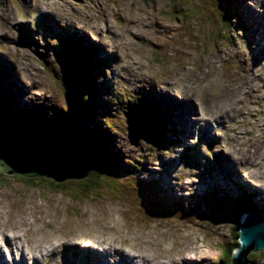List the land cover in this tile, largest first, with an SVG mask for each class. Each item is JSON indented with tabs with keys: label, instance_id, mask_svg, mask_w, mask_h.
<instances>
[{
	"label": "rangeland",
	"instance_id": "obj_1",
	"mask_svg": "<svg viewBox=\"0 0 264 264\" xmlns=\"http://www.w3.org/2000/svg\"><path fill=\"white\" fill-rule=\"evenodd\" d=\"M235 1L0 0V124L33 110L66 114L104 148L82 179L0 171V241L9 245L0 264H233L249 202L264 216V55L255 50H264V0ZM234 3L246 30L222 18ZM71 39L91 48L90 88L88 70L81 83L83 72L74 81L67 71ZM248 79L254 93L238 86ZM235 98L245 100L240 110ZM191 102L194 117L209 120L202 132L183 124ZM129 107L166 118L164 140L133 144ZM241 187L253 190L249 201ZM226 251L231 260L218 262ZM244 264H264V251Z\"/></svg>",
	"mask_w": 264,
	"mask_h": 264
},
{
	"label": "water",
	"instance_id": "obj_2",
	"mask_svg": "<svg viewBox=\"0 0 264 264\" xmlns=\"http://www.w3.org/2000/svg\"><path fill=\"white\" fill-rule=\"evenodd\" d=\"M71 53L67 63L68 72L74 81V73L83 72L84 75L77 80L81 83L87 73L86 62L78 50H71ZM76 66L80 67V72ZM44 115L45 112L43 121L21 120L0 124V171L31 177H50L56 181L86 176L94 160L92 154L73 139L67 126L54 124ZM125 115L128 117L127 128L133 144L159 133L157 125H154L155 130H148L153 124L149 125L145 120L147 116L143 110L129 109ZM239 221L237 231L240 236L237 239L240 244L233 251L234 264H244L246 255L264 250V216L247 212Z\"/></svg>",
	"mask_w": 264,
	"mask_h": 264
},
{
	"label": "trees",
	"instance_id": "obj_3",
	"mask_svg": "<svg viewBox=\"0 0 264 264\" xmlns=\"http://www.w3.org/2000/svg\"><path fill=\"white\" fill-rule=\"evenodd\" d=\"M235 14V12L232 10V12H230V14H228V15H225V14H223L222 15V18L224 19V20H226V22H228V24H230V21H231V18H232V16ZM72 44V45H71ZM70 47H75L77 50H82V48H84V46L83 45H81L79 42H77V41H74V40H72L71 39V43H70V45H69V48ZM91 53V55H92V59L91 60H94V58H93V54H92V52H90ZM92 66H93V68L92 69H97V67L99 68L100 67V71L101 72H103V68H102V65H99V63H97L96 61H94V62H92ZM91 72H92V70H91ZM92 78V73H91V75L89 76V78H88V81H89V84H90V86H88L87 85V87L88 88H90L92 85H91V83H90V79ZM97 90H99V89H96V91ZM123 101V100H122ZM24 111V110H23ZM22 111V112H23ZM16 112H21V111H18V110H16ZM32 113V116H33V118H36V119H44V117H42L40 114H39V111H34L33 110V112H31ZM32 116H30V114L29 113H22V115H20V114H16L14 117H13V119L14 120H20V119H30ZM44 116H47V115H44ZM76 118V119H75ZM74 118V120L75 121H70V120H68L69 119V117L66 115V114H57V117H56V122H58V123H64V124H66V126H68L69 128H71L72 130V132L74 133V134H76V137H77V139L79 140V141H83L84 142V144H85V146L91 151V153H92V155H93V157L95 158V156H100L101 154H102V150L101 149H103L104 150V148H103V143L101 142V141H99L98 140V137H97V135L96 134H92V133H87V131H86V129H84V127H83V121H82V119L81 118H79V117H75ZM160 118V117H159ZM12 119V120H13ZM84 122H85V120H84ZM109 123H111V122H109ZM166 127V118H160V128H161V131L156 135V140L158 141V143L160 142V141H162V140H164L163 139V137H162V132H163V130H164V128ZM101 132V131H100ZM102 133V132H101ZM87 145H90V147H88ZM159 148H164V146L163 145H161ZM168 153V152H167ZM108 154V153H107ZM108 163H111V162H108ZM137 166H139V165H137ZM115 168V166L112 164V166H111V169H114ZM104 168H102V171H107L106 169H104ZM113 175V174H112ZM112 175H106V174H104V173H100L99 172V170H97V174H96V176H98L99 178H102V181H103V179H105V178H108V179H110V178H112ZM107 176V177H106ZM90 179H93V178H90ZM37 184H34V186H36ZM58 186H61V185H59V184H57ZM53 186H55V185H53ZM88 188V187H87ZM166 196L167 195H164V198H165V201L167 202L169 199H167L166 198ZM241 198H243V199H246L247 201H248V199H250L249 198V196L247 195H245V194H242L241 195ZM244 203H246L247 204V202L245 201ZM251 203V204H250ZM249 203V206H248V208H247V211L246 212H248L249 210H255L256 208V206H254L253 205V203L252 202H250ZM241 204V203H240ZM242 206H245L244 204H241ZM263 209H264V206L262 207ZM243 213H244V211H243ZM238 225H239V222H238ZM239 227V226H238ZM235 229V234H236V236H235V238H237L238 237V233L239 232H237V227L236 228H234ZM238 243V242H237ZM237 243L235 244V245H237ZM264 250H260V252L262 253ZM229 252H231V251H226V252H223V254L222 255H220L219 256V261L218 262H220V261H225V260H231V253H229ZM248 259V258H247Z\"/></svg>",
	"mask_w": 264,
	"mask_h": 264
},
{
	"label": "bare ground",
	"instance_id": "obj_4",
	"mask_svg": "<svg viewBox=\"0 0 264 264\" xmlns=\"http://www.w3.org/2000/svg\"><path fill=\"white\" fill-rule=\"evenodd\" d=\"M258 41H261L262 43H264V36L263 37H259L258 38ZM89 48V50L87 49V51L86 50H78L83 56H84V58H87V55L89 54V52H90V50H91V48L90 47H88ZM99 52V51H98ZM70 53H71V50H70ZM73 66H75V65H73ZM68 68H69V64H68V66H67V71H68ZM76 68H77V71L78 72H80V67H78V66H76ZM69 73V72H68ZM70 75V74H69ZM137 78V77H136ZM85 80H86V78H85ZM84 80V81H85ZM129 82V81H128ZM184 98H185V96H184ZM193 101V100H192ZM178 102L179 101H177V102H175L174 100H173V103H167L168 105H170V107H171V109L173 110L174 109V107L175 106H177L178 108L179 107H181V104L179 105L178 104ZM177 104V105H176ZM182 107L184 108V106H183V103H182ZM197 107H198V105L195 103V102H191V104H189V105H187V109H188V114H187V112H186V110H185V112L183 113V115H186L185 116V120H184V122H183V124L184 123H186V125H187V129L188 130H190V132L191 133H193V132H202V130H203V127L204 126H207L208 124H209V120L207 121L206 119H201V118H199V117H194V115H195V112H196V110H197ZM150 109H154V108H150ZM17 110L18 111H22V109L20 110L19 108H17ZM25 110H30V109H25ZM175 112V111H174ZM192 112H194V114H192L191 116H189L190 115V113H192ZM56 114H54V116H53V118L51 119L50 118V120H52L53 121V123L54 124H62V125H64V126H66V124H64V123H58V122H56ZM173 116H175V115H173ZM55 117V118H54ZM177 119L179 118L178 116H175ZM153 119H156V118H153ZM147 120H150V119H146V121ZM157 121H158V118H157ZM148 122V121H147ZM214 122H219L218 120H216V121H214ZM188 124H189V126H188ZM154 125H156V124H154ZM150 127V126H149ZM180 130H182V131H184L183 130V128H182V126L180 127ZM98 134H100V133H98ZM150 137H152V136H150ZM134 138V137H133ZM200 140L202 141L203 139L202 138H200ZM204 141V140H203ZM218 141V140H217ZM88 147H90V145H87ZM232 161L233 162H237V164H240V160H238V159H234V158H232ZM234 163V164H235ZM239 166V165H238ZM247 170H250V169H248V168H246ZM244 171V170H243ZM240 174L242 173V169L240 168ZM245 173H242V175H246L247 176V171H244ZM249 175V174H248ZM243 177V176H242ZM80 179H82V178H80ZM79 179V180H80ZM253 185H258V183L257 184H255L253 181H250ZM250 183V184H251ZM241 189H242V191H244V193L243 194H245L246 196L248 195L249 196V198H251L253 195H254V193H253V190H249L250 192H248L245 188H243V187H241ZM252 189H256L254 186L252 187ZM248 201H249V199H248ZM252 203H253V205L254 206H257L258 204H255L253 201H251ZM250 203V202H249ZM251 204V203H250ZM246 212V211H245ZM251 212L252 213H254V210H251ZM239 225H240V221H239ZM239 228V227H238ZM240 236V234L238 235V237ZM237 237V238H238ZM2 239V238H1ZM0 239V240H1ZM6 239H11V240H15L14 238H11V237H7ZM95 240H97V238H95ZM98 241V240H97ZM238 244H240V242L238 241ZM3 245H6V246H9L8 245V242H4V243H1V241H0V248L3 246ZM96 245V244H95ZM19 246V245H18ZM96 246H99V245H96ZM204 246V245H203ZM105 247V246H104ZM108 248V247H107ZM208 248V247H207ZM103 249H106V248H103ZM210 249V248H209ZM93 251V250H92ZM104 251H106V250H104ZM202 252H203V250H202ZM95 253V252H94ZM110 253V252H109ZM96 254V253H95ZM233 255V254H232Z\"/></svg>",
	"mask_w": 264,
	"mask_h": 264
},
{
	"label": "clouds",
	"instance_id": "obj_5",
	"mask_svg": "<svg viewBox=\"0 0 264 264\" xmlns=\"http://www.w3.org/2000/svg\"><path fill=\"white\" fill-rule=\"evenodd\" d=\"M72 45V44H71ZM68 50H76V48L75 47H70ZM99 59V58H98ZM99 65H101L100 64V62H99ZM102 68H104V70H105V67L104 66H102ZM88 70V74L90 73V71H89V69H87ZM95 70H100V67L98 68L97 67V69H95ZM101 72V71H100ZM103 73V72H102ZM89 76H90V74H89ZM93 76V75H92ZM93 80V77L90 79V82ZM95 91H96V89H102V87H100V85L99 84H97L96 83V86H95ZM94 89H93V91H94ZM138 101V104L140 103V102H142V101H139V100H137ZM143 106V105H142ZM14 107H15V105H14ZM130 108V107H129ZM131 109V108H130ZM17 109H15V111H16ZM141 110H143V109H141ZM24 111H26V110H24ZM143 112L145 113V111L143 110ZM126 113V112H125ZM150 115V113L148 114V116ZM126 116V115H125ZM157 118H158V121H157ZM156 119H153V118H151L150 117V121H154V120H156L155 122H156V125L159 127V132L161 131V128H160V118L159 117H157ZM22 120H31V119H22ZM36 120H39V119H36ZM31 121H35V120H31ZM53 122V121H52ZM155 122H151L150 124H153L154 125V123ZM68 127V126H67ZM69 128V127H68ZM70 129V128H69ZM84 146V145H83ZM87 150H89L86 146H84ZM89 152L91 153V151L89 150ZM92 154V153H91ZM168 154V153H167ZM93 156V155H92ZM42 177V176H41ZM44 177V176H43ZM258 189H260L261 191H263L262 189H261V187H259ZM256 211H258V209L256 208L255 209Z\"/></svg>",
	"mask_w": 264,
	"mask_h": 264
}]
</instances>
